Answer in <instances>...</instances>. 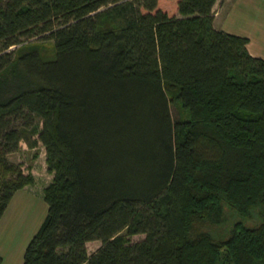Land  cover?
<instances>
[{
	"label": "trees",
	"instance_id": "trees-1",
	"mask_svg": "<svg viewBox=\"0 0 264 264\" xmlns=\"http://www.w3.org/2000/svg\"><path fill=\"white\" fill-rule=\"evenodd\" d=\"M215 1L0 0V78L23 79L0 97V218L34 182L21 141L53 174L22 264H264V58ZM37 36L52 58L14 56ZM223 205L227 236L193 234Z\"/></svg>",
	"mask_w": 264,
	"mask_h": 264
},
{
	"label": "crops",
	"instance_id": "crops-1",
	"mask_svg": "<svg viewBox=\"0 0 264 264\" xmlns=\"http://www.w3.org/2000/svg\"><path fill=\"white\" fill-rule=\"evenodd\" d=\"M213 11V26L216 29L247 37V49L249 53L255 57L264 58V0H216ZM47 173L48 177H51V174ZM35 179L37 178L34 176L33 184L25 185L13 194L12 199L0 218V254L4 251L9 252L10 264H22L24 251L27 246V244L23 245V243L35 234L42 222L34 219V222L31 224L32 215L28 214V210H31L30 208L32 207V203H29L28 199L32 201L34 195H40L44 198V187L37 186ZM47 182L48 185L49 180ZM20 192L22 195H18ZM12 204L16 209V213L12 211L7 212ZM16 214H18L17 219H15ZM4 219L8 223L5 226L10 228L9 241L6 238L8 231L5 232L6 229L2 230V221ZM38 222H40L39 225H37ZM21 234H23V237ZM17 237L20 238L18 242ZM0 258H2V255H0Z\"/></svg>",
	"mask_w": 264,
	"mask_h": 264
},
{
	"label": "rangeland",
	"instance_id": "rangeland-1",
	"mask_svg": "<svg viewBox=\"0 0 264 264\" xmlns=\"http://www.w3.org/2000/svg\"><path fill=\"white\" fill-rule=\"evenodd\" d=\"M10 50H13L14 56L19 55L25 50H36L44 58L48 59V58H52L54 55V44L52 40L45 39V38L41 39L40 36H37L32 39L25 40L17 46H11ZM22 82H23V79H19L16 76V73L14 74L10 73L6 77L0 78V97L1 98L7 97V95L10 94L15 88H17V86L21 84ZM171 114H172L173 120L175 121L181 120V119L183 120L187 117L186 112L182 108H180L176 103L171 104ZM35 153L37 154L35 155ZM9 158L14 163L19 164L21 166V169L24 174H31L33 175V178L35 176L37 178L35 179L36 180L35 184L37 186L40 185L45 188L48 183L47 181L49 180V183L51 182L53 174L49 172V174H51V177H48V173H47L48 170H47V163H46V151H45L44 146L41 143H38V146L36 148H30L27 146V144L24 141H21L19 144V150L10 154ZM30 190H33V189H30ZM18 195H22L21 192ZM28 201H30L29 203H32V207L30 208L31 210H28V214L32 215L31 224L34 222V219H38L40 220V222L43 221L47 213V203L44 200L43 196L34 195L32 198V201L30 199H28ZM13 204L11 205V207H9L7 212L12 211L16 213V209ZM223 210L225 212L221 215H217L213 213L207 219H204L203 221H201L200 224L199 222L195 223L194 227L191 229L193 234H195V231H207L210 234H212L214 237L221 238V237L227 236L229 234V229L232 225V222L240 218H238L237 216H234V213L232 212V210L226 205H223ZM17 215L18 214H16L15 219H17ZM5 220L6 219L2 221L3 222L2 230L6 229L5 232L8 231V234L6 236V238H8V236L10 235V231H9L10 228L5 226L8 224L7 222H5ZM244 221H245L244 222L245 225L252 226V225L258 224L260 219L253 218V220L251 219V220H244ZM40 222H38L37 225H39ZM21 235L23 237V234ZM31 237L26 239L23 245L28 244L29 240H31ZM143 237H144L143 234H137V235L130 237V239L131 241H137V240L142 239ZM19 240L20 238H18L17 242ZM8 241H9V238H8ZM100 244L101 243L98 240L88 242L87 243L88 253L91 254L97 247L100 246ZM0 255H2V258H0V264H10V259H9L10 253L9 252L4 251Z\"/></svg>",
	"mask_w": 264,
	"mask_h": 264
}]
</instances>
